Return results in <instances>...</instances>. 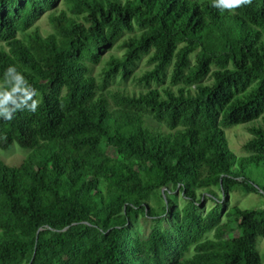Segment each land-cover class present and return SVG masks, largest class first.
<instances>
[{
	"label": "trees",
	"instance_id": "obj_1",
	"mask_svg": "<svg viewBox=\"0 0 264 264\" xmlns=\"http://www.w3.org/2000/svg\"><path fill=\"white\" fill-rule=\"evenodd\" d=\"M0 43V91L15 67L40 101L0 118V148L29 150L0 160V264H261L264 207L223 203L264 195L245 176L264 165V0H0Z\"/></svg>",
	"mask_w": 264,
	"mask_h": 264
},
{
	"label": "rangeland",
	"instance_id": "obj_2",
	"mask_svg": "<svg viewBox=\"0 0 264 264\" xmlns=\"http://www.w3.org/2000/svg\"><path fill=\"white\" fill-rule=\"evenodd\" d=\"M190 1H204V0H190ZM65 9V4L60 2L57 7L53 8V11L59 12L60 10ZM35 26L38 28L40 33L46 35L50 32L51 28L49 25L48 20V11L44 12L35 22ZM21 37V35L19 34ZM0 45H4L0 43ZM145 66V61L142 60L139 62L138 67L136 68V72L138 73L141 69ZM99 66H94L93 70L96 71ZM128 88H135L138 90L142 88L141 86H135L133 82L129 81L126 83ZM147 123H149L147 121ZM155 126L157 123L154 121H150L149 125ZM248 124H239L233 125L227 128H224V133L226 136V140L228 143V149L232 154L235 156L245 155L246 152L243 150L242 146L245 141L250 137V134L247 130ZM160 129L163 131H167L168 129L160 125ZM29 150L20 147L18 144L13 143L8 149H1L0 148V160L3 164L10 166V167H19L23 160L26 158ZM231 157V156H230ZM235 167H237V163H234ZM245 176L253 181L256 185H259L261 189H264V165H259L258 167L248 169L245 171ZM254 184V185H255ZM262 191V190H260ZM170 193H174L176 195V203L177 206L180 207L184 201L186 200L179 191L172 192L169 190ZM213 202L205 196L202 198V201L198 204L199 211L201 213H205L211 206ZM233 205H237L240 208H261L264 207V195L259 193H243L241 191H234L231 192L228 196L227 200L223 203L225 208L231 207ZM155 213L159 214L160 209L159 207L155 208ZM147 220L142 219L140 217L136 222L137 227L143 232L146 233L150 226L154 223L152 217H148ZM162 227H167L166 222L162 223ZM207 236L211 237V233ZM256 250L260 256L261 264H264V236L257 237L256 240Z\"/></svg>",
	"mask_w": 264,
	"mask_h": 264
},
{
	"label": "clouds",
	"instance_id": "obj_3",
	"mask_svg": "<svg viewBox=\"0 0 264 264\" xmlns=\"http://www.w3.org/2000/svg\"><path fill=\"white\" fill-rule=\"evenodd\" d=\"M250 2L251 0H212V7L221 11L234 10ZM9 77L13 79L10 80ZM5 85L7 86L6 90L0 91V118L11 120L13 114L20 109H27L30 112L37 110L40 101L33 99L38 95L36 89L27 83L24 76L18 73L15 67L7 68ZM9 103L14 107L10 108Z\"/></svg>",
	"mask_w": 264,
	"mask_h": 264
},
{
	"label": "water",
	"instance_id": "obj_4",
	"mask_svg": "<svg viewBox=\"0 0 264 264\" xmlns=\"http://www.w3.org/2000/svg\"><path fill=\"white\" fill-rule=\"evenodd\" d=\"M163 190H164V188L161 191H163Z\"/></svg>",
	"mask_w": 264,
	"mask_h": 264
}]
</instances>
